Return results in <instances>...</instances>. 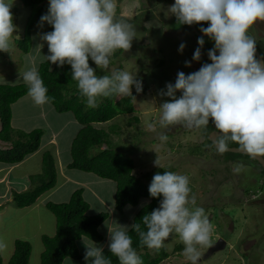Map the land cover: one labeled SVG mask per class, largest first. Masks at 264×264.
<instances>
[{"label": "clouds", "instance_id": "clouds-1", "mask_svg": "<svg viewBox=\"0 0 264 264\" xmlns=\"http://www.w3.org/2000/svg\"><path fill=\"white\" fill-rule=\"evenodd\" d=\"M12 5L13 0H0V52L10 53L14 46L12 38L17 26L13 23ZM168 12L179 24L209 22L208 27L199 29L203 36L198 38L200 47L195 50L193 60L201 59L204 36L214 41V47L208 51L211 63L187 75L178 72L175 83H167L166 91L161 90L160 95L170 99L159 106V127L166 129L182 124L188 129H207L211 120L222 133L211 139V146L219 154L228 152L229 145L234 143L238 145L236 151L252 159L264 157V60L256 40L248 35L252 25L257 28L254 23L264 21V0H174ZM45 22L53 30L40 34L49 52L43 59L60 67L71 66V78L77 82L88 108L97 107L99 97L115 95L135 99L133 86L137 93L142 91V82L130 71L112 70L110 74L97 75L89 64L91 59L97 68L108 70L110 57L117 50L129 51L136 38V27L117 18V0H49L48 12L41 16L40 26ZM35 48L41 51L43 44ZM184 48L182 43L179 51L183 52ZM256 48L263 62L256 58ZM25 59L30 67L19 72L17 81L22 79L28 85L27 94L36 105L51 103L54 97L47 94L48 88L37 68V56L30 53ZM185 65L191 66L188 61ZM177 92L181 93L179 97ZM148 128L156 131L157 124L149 123ZM158 138L164 142L168 136L159 133ZM0 145L6 146L1 141ZM154 165L161 168L158 157ZM244 167L238 163L234 171L239 173ZM189 184L187 175L172 171L153 175L149 194L162 199L157 208L142 216L140 221L146 230L138 222L130 226L116 223L115 227L105 222L108 252L119 264H143L129 230L148 249H160L173 233L178 234L184 244V257L191 264H199V247H211L215 225L205 209L196 206ZM83 242L85 261L112 264L103 245L92 240L86 243L83 239ZM7 247L0 239V252Z\"/></svg>", "mask_w": 264, "mask_h": 264}, {"label": "rangeland", "instance_id": "rangeland-1", "mask_svg": "<svg viewBox=\"0 0 264 264\" xmlns=\"http://www.w3.org/2000/svg\"><path fill=\"white\" fill-rule=\"evenodd\" d=\"M172 4L174 0H117V18L136 27V38L133 39L129 51L122 50L117 57L113 55L110 57L108 70L98 68L96 74L104 75L110 74L112 70H126L136 75L144 87V90L137 93L133 99L135 110L132 115L138 116L139 123L128 122V114H119L120 116L116 115L108 122L98 123L96 126L108 128V124L118 123L121 129L118 133L110 134L112 146L132 157L133 172L140 176L144 173L143 180L146 183L150 184L153 175L158 172L157 166L154 165L157 157L161 166L171 165L172 172L189 177V187L196 197V206L204 208L210 221L215 225L211 243L218 238L224 239L226 243L212 253L208 251V246L199 247L201 252L199 264H264V180L260 177L258 167H253L243 160L224 161L208 143L211 148L206 145L202 152L189 153L186 150L188 144L201 142L203 139L200 136V128L188 129L182 124L166 129L159 127L161 115L159 106L170 99L160 95L161 90L165 91L167 83H175L178 72L182 71L187 75L198 71L206 63L204 59L208 57L202 47L201 59L193 60L195 50L200 47L197 42L200 35L189 28L190 26H177L176 17L168 12ZM11 11L13 23L17 26L12 39L22 38L29 8L22 5L19 0H13ZM254 25L257 28L252 25L248 35L256 40L264 60V21L258 20ZM208 26L209 22L195 24L198 31V28ZM182 43L185 48L180 52L179 46ZM13 44L10 53L0 52V81L18 82L20 79L14 81L6 79L9 75L7 69H14L6 63L13 64V58L14 63H18L19 57L23 55L16 43ZM1 53L7 55L5 57L7 62ZM37 56L38 63L39 53ZM186 61L190 62V67L185 65ZM90 66L96 68L93 62ZM46 105H36L29 95L23 97L13 104L12 122L16 125L24 122L26 130H29L31 125L41 126L42 138L56 133L59 144L58 155L56 154L58 169L60 166L66 169L65 165L70 160L69 144L79 123L62 126L66 117L63 116L64 113L57 117V112ZM38 106L43 110L36 118L35 111ZM38 123L39 125H36ZM149 123H156L157 130L151 131L148 128ZM15 129L13 137L17 135ZM159 133L167 134V141L162 142L158 138ZM168 143L173 144V147L171 148ZM178 144L180 146L176 151ZM46 145L47 143H43L41 149ZM43 151L38 150L23 163L8 166L7 170L0 169V176L5 175L4 180L0 182V239L8 245L5 251L0 252L3 261L9 258L13 241L19 238L28 240L31 244L29 264H39L43 251L41 235L44 233L50 235L55 230V216L45 208L43 202L18 207L11 197L12 190L23 191L29 188L30 175L35 176L43 171L41 161ZM238 163H243L245 167L236 173L234 169ZM70 174L81 177V174L75 171H71ZM86 175L108 181L115 189V183L110 179L99 178L91 172ZM67 184L71 186L70 183ZM43 195V199L47 198L46 193ZM111 195L112 193L107 199H110ZM89 202L91 206L94 205L92 200ZM179 244L182 245L181 248L177 247ZM164 246L169 255L158 264H191L183 255L184 244L178 234L173 233L164 242Z\"/></svg>", "mask_w": 264, "mask_h": 264}, {"label": "trees", "instance_id": "trees-1", "mask_svg": "<svg viewBox=\"0 0 264 264\" xmlns=\"http://www.w3.org/2000/svg\"><path fill=\"white\" fill-rule=\"evenodd\" d=\"M19 1L29 8L22 38L15 37L13 39V42L16 43V46L23 55L19 57L18 63H14L15 59L13 58V64L9 62L6 65L13 67L16 65L17 69L19 65H26L27 61L25 57L28 54L31 53L37 56L39 53V62L37 63L39 74L45 87L48 88V96L54 97L52 102L47 103L46 106L57 113L71 114L74 120L79 123L76 127L75 135L69 144L70 160L65 165L66 169H76L84 173L91 172L100 178L114 181V207L117 210H121L126 205H139L129 220V226L136 222L141 223L142 216L157 208L162 197L152 198L150 196L148 191L150 184L143 180L145 174L143 172L141 176L137 173L135 174L133 172L134 161L132 157L112 146L110 134L118 133V130L121 129L118 123L112 122L107 125L108 128L98 127L94 124L106 123L119 114H128V122L139 123L138 116L132 115L135 110L133 99L115 95L99 97L97 101L98 106L88 108L86 106V98L80 94L77 82L71 78V66L65 64L60 67L43 59V55H49V52L47 43L40 39V34L50 32L53 28L47 22L41 27L40 18L42 15L47 14L49 2L46 0ZM177 26L189 27V25L179 23ZM203 38L205 41L203 47L208 54V51L214 47V41L207 36ZM41 43L43 44V48L40 51L35 46ZM120 52L121 50H117L113 56L119 55ZM1 55L5 58L6 54L1 53ZM204 61L211 63L209 57H206ZM92 62L89 59L90 65ZM93 68L97 72V66ZM27 89L28 85L22 81H0V141L6 145H0V162L16 164L23 161L28 155L37 153L38 150H44L41 158L43 171L35 176H29V188L23 191L12 190L11 192L12 201L18 207L35 204L39 198L44 196V193L50 192L57 186L59 183L57 182L58 180L63 181L64 179L58 169L57 157L53 145L48 144L41 149V145L44 143L42 138L43 129L41 126L31 125L29 130L16 127L15 133L17 135L14 136L16 138L12 135L14 127L11 124V106L21 98L28 96ZM143 90L144 87H142ZM132 93L133 96L137 95L135 87L132 88ZM176 95L179 97L181 93L177 92ZM211 130L216 129L214 123L210 120L207 129L200 128V136L203 138L202 141L188 144V146L186 145V150L191 154H196L197 152H202V148H205L206 145L211 146L212 141L208 138ZM169 145L171 148L173 147V144ZM179 146L178 144L176 151ZM229 146L238 145L233 143ZM211 147V149L216 151L214 146ZM220 155L224 161L243 160L253 167H258L260 177L264 180V169L255 159L250 158L248 155L231 151ZM171 170H173L171 165H164L161 168L157 167V171L161 174L164 171ZM81 192L82 189L77 188L65 201L48 199L44 202L45 208L55 216V230L50 235L46 233L41 235L43 251L40 254L39 264H62L63 258L67 256L75 259L80 258L81 255L75 243L77 239H87L90 242L92 240L96 244L102 240L103 235L98 230V225L106 220L109 214L106 211L87 214L88 203L83 199ZM141 227L142 230H146L142 223ZM129 234L133 238V247L143 261V264H158L169 255L165 246L160 249H148L139 244V237L134 231L129 230ZM177 247L181 248L182 245L179 244ZM104 249L105 255L112 260V264H119L118 259L108 252V247L105 246ZM30 252V242L17 238L13 241V249L9 258L3 261L0 255V264H29Z\"/></svg>", "mask_w": 264, "mask_h": 264}, {"label": "crops", "instance_id": "crops-1", "mask_svg": "<svg viewBox=\"0 0 264 264\" xmlns=\"http://www.w3.org/2000/svg\"><path fill=\"white\" fill-rule=\"evenodd\" d=\"M28 67H30V66L28 64H26L25 66L19 65V68L17 67V69H16V65H15L14 70H11L8 68L7 71H9V75H7V76L5 75L6 79H11L13 81L17 78H20L19 72L27 70ZM18 101H20V100H18ZM13 104L11 106L12 112H13ZM41 110H43V108L41 109V107L38 106L37 110L35 111V117L36 118H38V116L40 115ZM59 114L61 115L62 113L58 112L56 116L59 117L58 116ZM63 116H66V117H65V121L63 122L62 126H68L70 123L77 124V122L74 120V118L71 114L64 113ZM12 117H11V124L14 128L17 127V128L26 130L24 122L21 125H16L12 122ZM36 125H39V123ZM43 140H44V143H47V145L48 144L53 145V147L55 149V153L58 155L57 150L59 148V144L57 142L56 133H52L47 138H43ZM35 153L25 157V159H23V161H21V163H23L27 158L31 157ZM19 163L13 164L12 166L18 165ZM59 163H60V161H59ZM7 168H8V165L0 162V169L1 170H7ZM71 171H75V172L80 173L81 177H76V176L71 175L70 174ZM59 172L64 177L63 181L60 180V182L57 184V186L53 190L46 193L47 198H45V199H43V197L39 198V200L37 202H43V205H44V202L48 199L54 200V201H61L60 199H63L62 201H65L69 198L70 194L75 189L81 188L82 189V192H81L82 197L88 203V207H87V211H86L87 214H95V213H98L101 211H106L109 214L108 218L98 225V230L103 235V238L98 243V245H103L104 247L108 246V227L107 226L115 227L116 223H118L120 225H128L129 226V222H130L129 220L131 219L132 214L138 208L139 205H137V206L126 205L121 210H117L114 207L113 194H114L115 189H114V185H112V183H110L108 181H101V180L92 178L89 175H86L87 172L84 173V172H81V171L76 170V169H72V170L68 171V169H65V167H63V166H60ZM4 176H5L4 174H1L0 182L4 180ZM67 183H70L71 186ZM64 186H70V187L66 188ZM110 193H112V195H111L110 199H107V197L109 196ZM89 200H92L94 202L93 206H91ZM37 202L35 204H37ZM105 222H106L107 226L105 225ZM84 240L86 243H91L87 239H84ZM75 243L77 245V248L80 252L81 257L77 258V259H72L71 257H68V256L64 257L62 260V264H91L90 261H85V259H84V254H85L86 248H85V244L83 242V239L82 238L77 239L75 241Z\"/></svg>", "mask_w": 264, "mask_h": 264}, {"label": "water", "instance_id": "water-1", "mask_svg": "<svg viewBox=\"0 0 264 264\" xmlns=\"http://www.w3.org/2000/svg\"><path fill=\"white\" fill-rule=\"evenodd\" d=\"M190 27H191V28H192V29H193L198 35H203V33H201L200 31H198V30L195 28V25H194V24L191 25ZM256 58H257L258 60H261V61L263 62V60H262V58H261V55H260V53L258 52L257 48H256ZM221 134H222V133H220L218 130H211V131L209 132V134H208V138L211 140L212 138H215V136H218V135H221ZM229 148H230L229 151H231V152L241 153V152H239V151H236V149L238 148V146H229ZM242 154H244V153H242ZM246 155H247V154H246ZM255 160H256V161L260 164V166L264 169V157H257ZM224 244H225L224 239H222V238H218L217 240H215V241H213V242L211 243V247L208 248V251H209L210 253H212V252H214V251H216V250L222 248Z\"/></svg>", "mask_w": 264, "mask_h": 264}]
</instances>
